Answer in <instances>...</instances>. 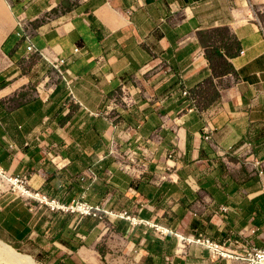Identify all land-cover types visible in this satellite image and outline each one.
I'll use <instances>...</instances> for the list:
<instances>
[{
	"label": "crops",
	"instance_id": "1",
	"mask_svg": "<svg viewBox=\"0 0 264 264\" xmlns=\"http://www.w3.org/2000/svg\"><path fill=\"white\" fill-rule=\"evenodd\" d=\"M0 6L10 24L0 50L17 70L0 75V170L27 176L31 189L61 203L83 200L150 223L51 212L0 178V242L44 264H111L118 248L121 264H243L177 235L232 240L238 254L264 248V32L251 0ZM220 28L237 46L229 58L235 75L218 80L205 48ZM32 56L51 67L65 60L67 79L46 78L34 92L29 83L15 88ZM210 78L218 100L183 95ZM246 144L249 153L236 151Z\"/></svg>",
	"mask_w": 264,
	"mask_h": 264
},
{
	"label": "built area",
	"instance_id": "2",
	"mask_svg": "<svg viewBox=\"0 0 264 264\" xmlns=\"http://www.w3.org/2000/svg\"><path fill=\"white\" fill-rule=\"evenodd\" d=\"M132 10H128L127 14H131ZM78 50H76L77 52ZM29 52L36 53L37 51L34 49L33 46L29 47ZM42 55V53H40ZM65 63V60H56L53 61L51 64L52 66L57 69L61 75L67 79V70H62V65ZM183 95L188 96L192 102H194V99L190 97V91L188 89L183 90ZM207 140H209V137H206ZM233 148H230L232 150ZM251 149V146L249 144H246L244 146L239 147L236 149L240 154H243L246 152L249 153ZM129 158L130 161L135 164L136 162V151L135 150H129ZM172 154L169 155V159H172ZM255 166L260 167L262 164L259 161L254 162ZM124 168L136 172V168L131 166L130 163L124 164ZM263 170L259 171L260 175H263ZM0 178L3 179L7 185L8 190L16 197L21 198L24 202H27V204L35 203L38 206H42L47 208L51 212H62V213H70V214H78L82 218L85 217H92V219H96L99 221H103L104 216H110L122 220H126L130 222L133 225H139V224H146L150 225L149 222L146 220H140L137 217L131 216L127 211H121V212H112L109 210H106L104 206L100 205H92L86 201L80 200L73 202L71 204H64L59 202L56 199L49 198L47 195L40 193L38 191H35L29 187V179L25 175H15V176H6L3 174V172L0 170ZM225 211L228 210V208H223ZM157 229L162 233H169L165 232V230H162L161 227H157ZM172 233V232H170ZM178 238H180L182 241L193 244L195 246H199L201 248H205L210 251L212 256H214L217 259H225V260H238L242 262L243 264H264V248H257L253 247L246 251V255H241L235 252H232L228 246V244H232V240H228V242H219L211 237H184L181 235H177Z\"/></svg>",
	"mask_w": 264,
	"mask_h": 264
},
{
	"label": "rangeland",
	"instance_id": "3",
	"mask_svg": "<svg viewBox=\"0 0 264 264\" xmlns=\"http://www.w3.org/2000/svg\"><path fill=\"white\" fill-rule=\"evenodd\" d=\"M258 4H261V5L257 6ZM250 10H251L250 11L251 16H253L254 19L260 23L261 28L264 32V0L263 1L262 0H251ZM9 25L10 24L8 20V10L6 6L4 7L0 6V45L7 31L10 29ZM226 34L227 33L223 31H213L207 36L208 42L211 41L212 43H216V42L221 43V41L226 38ZM41 67H46V69H41ZM16 71L17 70L14 69V66L12 65V63H10L5 58V56L1 53V50H0V75L3 74V75H6V77H13ZM17 75H15V79L12 82L14 83L13 85L15 86V88L21 89L25 83L27 84L29 83L28 87L30 90H33V92L37 91V88H36L37 85L39 88V85L44 83L46 78H48L46 82L50 84L60 79V76H61L60 72L54 67H51L50 65L48 66L43 65V63H41L38 60V56H32L30 60L24 61V63H22V66H21V70L19 74L20 76H17ZM27 79H29L30 81H28ZM24 87L26 86L24 85ZM44 88H46L45 84H43V86L41 87V90H44ZM126 157H127V160H129V154H127ZM125 164H128V161H125ZM17 251L23 254H27L20 250H17ZM27 255H30V254H27ZM110 255L111 257L109 259H110L111 264H121L120 259L124 258L125 256V254L122 253L119 250V248L116 251H112ZM241 255L245 256L246 252ZM30 256L35 260L36 264H44L40 262L39 257H34L32 255ZM26 257L29 258L28 256ZM29 259L32 260L31 258Z\"/></svg>",
	"mask_w": 264,
	"mask_h": 264
},
{
	"label": "trees",
	"instance_id": "4",
	"mask_svg": "<svg viewBox=\"0 0 264 264\" xmlns=\"http://www.w3.org/2000/svg\"><path fill=\"white\" fill-rule=\"evenodd\" d=\"M214 31L226 32V38L221 43H212L206 45V57L213 72V77L221 80L223 76L235 75V67L229 62L232 57V50L237 46L236 38L230 35L226 28H220ZM208 42V38H207ZM206 88L202 87L198 90L194 89L190 92V97L197 103V98H204L208 101L218 100L219 92L216 89L214 80L212 78L206 81ZM205 107V105L203 106ZM20 253V252H19Z\"/></svg>",
	"mask_w": 264,
	"mask_h": 264
},
{
	"label": "bare ground",
	"instance_id": "5",
	"mask_svg": "<svg viewBox=\"0 0 264 264\" xmlns=\"http://www.w3.org/2000/svg\"><path fill=\"white\" fill-rule=\"evenodd\" d=\"M29 258L12 249L7 244L0 242L1 264H36L35 260H33L32 257V260H30Z\"/></svg>",
	"mask_w": 264,
	"mask_h": 264
}]
</instances>
